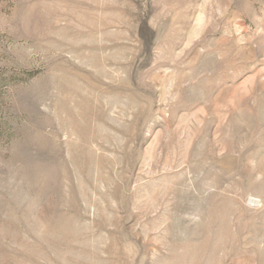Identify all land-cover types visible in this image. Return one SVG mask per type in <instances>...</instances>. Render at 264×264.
<instances>
[{
	"label": "rangeland",
	"instance_id": "1",
	"mask_svg": "<svg viewBox=\"0 0 264 264\" xmlns=\"http://www.w3.org/2000/svg\"><path fill=\"white\" fill-rule=\"evenodd\" d=\"M0 264H264V0H0Z\"/></svg>",
	"mask_w": 264,
	"mask_h": 264
}]
</instances>
